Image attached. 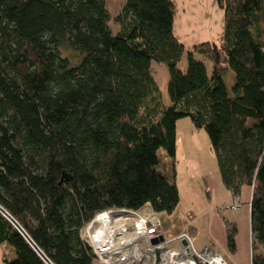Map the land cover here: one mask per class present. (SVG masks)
I'll list each match as a JSON object with an SVG mask.
<instances>
[{
  "label": "trees",
  "instance_id": "trees-1",
  "mask_svg": "<svg viewBox=\"0 0 264 264\" xmlns=\"http://www.w3.org/2000/svg\"><path fill=\"white\" fill-rule=\"evenodd\" d=\"M216 1L223 33L187 51L182 72L173 0H125L116 32L106 0H0V210L10 217L0 212V243L15 256L4 264H44L37 250L92 264L79 229L95 211L148 203L170 214L183 117L205 129L223 186L234 197L251 188V264H264V0ZM152 61L166 63L168 105ZM113 88L132 119L97 114ZM222 217L234 251L236 226Z\"/></svg>",
  "mask_w": 264,
  "mask_h": 264
},
{
  "label": "rangeland",
  "instance_id": "rangeland-1",
  "mask_svg": "<svg viewBox=\"0 0 264 264\" xmlns=\"http://www.w3.org/2000/svg\"><path fill=\"white\" fill-rule=\"evenodd\" d=\"M175 10L173 14V32L177 39L184 45L185 53L178 62V69L184 72L187 67V51H191L197 43L207 41H218L223 33L224 14L216 0H173ZM125 0H106L109 11V26L113 32L117 31L118 23L115 17L123 9ZM194 58L201 60L206 71L211 72L210 60L201 54H194ZM152 73L160 86V92L164 104H169L167 94L169 72L165 62L152 61ZM223 80L227 91L231 94L233 79L227 74ZM96 112L103 115L108 122L115 117L125 113L132 119L133 112L126 106L118 89L113 88L101 94V100L95 106ZM190 117H183L178 123V141L176 143V183L181 194L180 202L170 213L159 212L161 228L166 239L181 233L185 228L183 222L188 221L190 226L196 228L189 234L197 248L204 241L210 242V225L213 226V205L210 203L211 190L215 191L214 185L207 184L208 178L213 180L217 173V162L213 148L210 147L209 137L203 127L192 126ZM149 135V134H148ZM147 139V133L144 136ZM147 141V140H146ZM160 155L164 157V150L159 149ZM183 153V155H182ZM206 177V180L202 178ZM216 210V209H215ZM222 219V214H220ZM171 244H177L172 241ZM8 245L4 243L3 248L6 255L14 258V253H9ZM264 251L262 246L257 245V252Z\"/></svg>",
  "mask_w": 264,
  "mask_h": 264
},
{
  "label": "built area",
  "instance_id": "built-area-1",
  "mask_svg": "<svg viewBox=\"0 0 264 264\" xmlns=\"http://www.w3.org/2000/svg\"><path fill=\"white\" fill-rule=\"evenodd\" d=\"M227 207L240 208L238 196ZM0 212L10 220L4 209ZM187 230L166 239L160 217L148 203L136 209L114 206L95 211L79 229L94 253L92 264H229L217 250L195 248ZM172 241L177 244L170 245ZM37 253L44 264H55Z\"/></svg>",
  "mask_w": 264,
  "mask_h": 264
},
{
  "label": "crops",
  "instance_id": "crops-1",
  "mask_svg": "<svg viewBox=\"0 0 264 264\" xmlns=\"http://www.w3.org/2000/svg\"><path fill=\"white\" fill-rule=\"evenodd\" d=\"M227 74H229V76H231V78L234 79L233 70H228L227 72H225L223 78ZM181 120L182 118L177 120L176 127L178 126V123ZM177 131H178V127H177ZM176 138L178 141L179 139L178 134ZM202 178L206 180V177H204V175H202ZM208 181L209 182H207V184L212 186L214 185V189H215V191L211 190V194H210V196H212V198H210V203H212V205L214 206L213 207L214 213H212L214 216V220H213L214 224L213 226L210 225V239H209L210 242L204 241L202 244H200V247L197 248L195 246L194 241L191 239L193 246L197 249H202L204 246H208L214 249L215 251L217 250L223 256V258L226 259V261L229 264H251V260H252L251 255L253 252L252 251L253 235L251 234V224H250V215H251L250 200L252 195L251 188L248 186H244L241 188L240 190L241 193L238 197V202H240L241 207L236 210H232L227 206L230 205L231 202L234 200V196L232 195L231 192H229V190H227L223 186L222 181H220L219 172L217 171V173L214 174L213 180L208 178ZM178 191H179V186H178ZM180 199H181V194H180ZM220 214L226 216L228 220L232 222L233 225L236 226V234H235L236 249L234 251H231L229 247H227L226 225H224L223 220L220 219L219 217ZM182 224H184V228L186 227L188 229L187 230L188 234L192 233L194 229L196 230L195 227L190 226V223L188 221L183 222ZM2 245H4V243L3 244L0 243V264H4L3 255L5 254V252ZM5 247L6 248L8 247L10 254L14 253L12 246L5 245Z\"/></svg>",
  "mask_w": 264,
  "mask_h": 264
},
{
  "label": "water",
  "instance_id": "water-1",
  "mask_svg": "<svg viewBox=\"0 0 264 264\" xmlns=\"http://www.w3.org/2000/svg\"><path fill=\"white\" fill-rule=\"evenodd\" d=\"M63 176H65V175H63Z\"/></svg>",
  "mask_w": 264,
  "mask_h": 264
}]
</instances>
